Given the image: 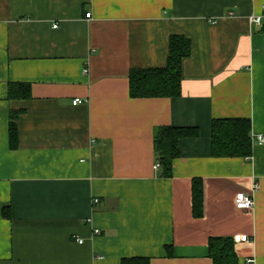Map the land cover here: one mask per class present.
I'll return each instance as SVG.
<instances>
[{"label": "crops", "instance_id": "0c3cea01", "mask_svg": "<svg viewBox=\"0 0 264 264\" xmlns=\"http://www.w3.org/2000/svg\"><path fill=\"white\" fill-rule=\"evenodd\" d=\"M263 7L0 0V264H213L211 237L233 238L239 264H264V143L253 140L250 159L211 155L214 118L249 117L252 136L264 134V17L249 21ZM173 34L191 40L181 95L132 97L130 71L164 66ZM11 83H29L31 96L10 97ZM163 125L200 129L180 140L170 177L155 167ZM240 192L253 209L237 208Z\"/></svg>", "mask_w": 264, "mask_h": 264}, {"label": "trees", "instance_id": "16d2710c", "mask_svg": "<svg viewBox=\"0 0 264 264\" xmlns=\"http://www.w3.org/2000/svg\"><path fill=\"white\" fill-rule=\"evenodd\" d=\"M191 54V40L185 35L173 34L169 42V54L164 66L134 68L129 74V92L134 98L176 97L182 93L183 60ZM9 96L29 98V83H11ZM18 112L11 113L9 127L10 145L17 148L19 133L16 124ZM200 136L197 126H159L154 133V150L162 176L173 174L174 160L180 156L179 144L183 138ZM252 121L249 117L214 118L211 125V155L214 157H243L253 154ZM193 213H204V186L201 178L192 182ZM209 254L213 264H239L235 243L231 237H211ZM121 264H151L148 257L124 258Z\"/></svg>", "mask_w": 264, "mask_h": 264}, {"label": "built area", "instance_id": "2783aa9c", "mask_svg": "<svg viewBox=\"0 0 264 264\" xmlns=\"http://www.w3.org/2000/svg\"><path fill=\"white\" fill-rule=\"evenodd\" d=\"M231 15L234 14V12L230 13ZM87 17L90 18L91 17V13H87ZM264 17V7H263V13L262 14H251L249 16V21L251 24H261L262 23V19ZM216 21V20H215ZM54 27H57V25H54ZM85 72H87V69L85 68ZM82 100L77 98L75 100H73V104H79L81 103ZM253 140L258 142V143H264V134H257L253 136ZM156 168L160 167V164L157 163L155 165ZM258 187V185H255V188ZM99 199L95 198L94 199V203H98ZM235 204L237 206V208L239 209H253L254 204H255V200H254V195L253 194H249V193H244V192H240L237 194L236 198H235ZM95 234H99L100 233V229H95L94 230ZM236 240H241V241H249L250 237L247 234H239L235 236ZM84 240L82 238H78V242L82 243ZM249 261H252V259H249Z\"/></svg>", "mask_w": 264, "mask_h": 264}]
</instances>
